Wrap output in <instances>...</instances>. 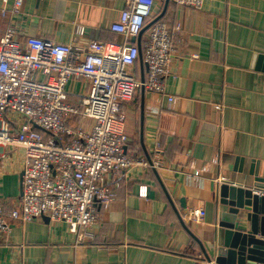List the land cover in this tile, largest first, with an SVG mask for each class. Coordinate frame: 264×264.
I'll list each match as a JSON object with an SVG mask.
<instances>
[{
	"label": "crops",
	"instance_id": "1",
	"mask_svg": "<svg viewBox=\"0 0 264 264\" xmlns=\"http://www.w3.org/2000/svg\"><path fill=\"white\" fill-rule=\"evenodd\" d=\"M128 2L25 0L16 42L22 49L28 38L121 44L124 38L111 28ZM153 22L175 34L165 94L138 90L125 108L124 129L127 155L160 161L161 167L136 166L107 179L114 201L101 210L94 240L79 243L64 223L11 218L21 197L23 154L6 149L0 198L11 234L0 241V264H213L204 252L212 257L222 245L225 230L219 225L228 211L220 188L226 184L264 196L256 180L264 179V0H205L200 10L156 0L145 29ZM8 25L0 20V39ZM145 29L140 44L131 40L141 52L150 28ZM132 72L139 81L146 78L140 58ZM67 90L83 94L88 83L73 80ZM199 209L204 218L195 222L190 213Z\"/></svg>",
	"mask_w": 264,
	"mask_h": 264
},
{
	"label": "built area",
	"instance_id": "2",
	"mask_svg": "<svg viewBox=\"0 0 264 264\" xmlns=\"http://www.w3.org/2000/svg\"><path fill=\"white\" fill-rule=\"evenodd\" d=\"M155 1L129 0L120 21L111 28L124 38L121 44L28 38L24 49L16 42V25L25 0L0 1V20H9L0 39V178L8 159L6 149L23 154L22 191L18 208L11 213L14 220L32 223L47 217L66 224L79 243L93 241L101 210H108L114 201L111 182L106 180L136 166L161 167L160 161L149 164L127 155L129 137L124 129L125 108L138 90L165 94L163 80L174 57L175 34L167 24L157 22L142 46L145 81L132 72L140 48L131 40L145 29ZM169 1L197 10L205 3ZM76 33L82 36L84 30ZM73 80H85L88 91L69 92L67 86ZM78 119L82 123L72 126ZM86 121L92 125L85 126ZM141 196H148L146 188ZM4 215L0 198V241L11 234ZM190 216L201 222L204 212L193 210Z\"/></svg>",
	"mask_w": 264,
	"mask_h": 264
},
{
	"label": "water",
	"instance_id": "3",
	"mask_svg": "<svg viewBox=\"0 0 264 264\" xmlns=\"http://www.w3.org/2000/svg\"><path fill=\"white\" fill-rule=\"evenodd\" d=\"M141 34L132 40L133 43L140 44ZM140 60L143 61L141 50ZM144 81L143 77L142 82ZM142 91L144 94V88ZM256 180L260 182L258 187H264L261 184L264 179ZM219 194L221 203L228 207L219 225L225 230L223 243L215 246L212 257L203 251L207 261L213 264H264V196L261 197L250 189L226 184L220 188Z\"/></svg>",
	"mask_w": 264,
	"mask_h": 264
},
{
	"label": "trees",
	"instance_id": "4",
	"mask_svg": "<svg viewBox=\"0 0 264 264\" xmlns=\"http://www.w3.org/2000/svg\"><path fill=\"white\" fill-rule=\"evenodd\" d=\"M76 125H78V123H73V124H72V126H76Z\"/></svg>",
	"mask_w": 264,
	"mask_h": 264
},
{
	"label": "rangeland",
	"instance_id": "5",
	"mask_svg": "<svg viewBox=\"0 0 264 264\" xmlns=\"http://www.w3.org/2000/svg\"><path fill=\"white\" fill-rule=\"evenodd\" d=\"M21 191H22V181H21ZM49 219V218H48ZM82 243H85V242H82Z\"/></svg>",
	"mask_w": 264,
	"mask_h": 264
}]
</instances>
